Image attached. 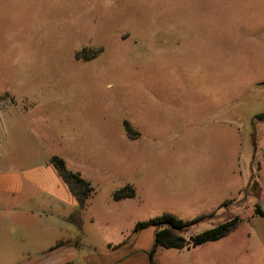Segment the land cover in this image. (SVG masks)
I'll return each mask as SVG.
<instances>
[{
    "label": "rangeland",
    "instance_id": "rangeland-1",
    "mask_svg": "<svg viewBox=\"0 0 264 264\" xmlns=\"http://www.w3.org/2000/svg\"><path fill=\"white\" fill-rule=\"evenodd\" d=\"M4 93L25 150L95 188L90 256L121 255L140 231L149 264L156 217L190 222L191 240L239 215L229 235L156 261L264 264V0H0ZM128 184L136 195L115 200Z\"/></svg>",
    "mask_w": 264,
    "mask_h": 264
},
{
    "label": "crops",
    "instance_id": "crops-1",
    "mask_svg": "<svg viewBox=\"0 0 264 264\" xmlns=\"http://www.w3.org/2000/svg\"><path fill=\"white\" fill-rule=\"evenodd\" d=\"M4 95H0V264H114L121 256L116 264H148L144 254L137 253L140 231L120 246L126 254L114 256L118 249L110 243L111 255L90 256L93 246L83 237L85 206L49 160H36L34 152L25 150L21 114L17 108L10 112ZM30 139L37 143L36 137ZM68 202L76 212L65 210Z\"/></svg>",
    "mask_w": 264,
    "mask_h": 264
},
{
    "label": "trees",
    "instance_id": "trees-1",
    "mask_svg": "<svg viewBox=\"0 0 264 264\" xmlns=\"http://www.w3.org/2000/svg\"><path fill=\"white\" fill-rule=\"evenodd\" d=\"M130 124H127V131L131 132ZM51 162L57 168L60 176L64 182L68 185L69 189L77 197L81 206H85L86 201L92 195L94 187L91 181L85 178L80 172L70 170L65 160L60 156H53ZM136 195L135 188L128 184L114 192V199L121 200L124 198L134 197ZM256 213L264 218V207L257 204ZM205 217V216H203ZM242 221L239 215H236L228 220L218 223L214 227H211L201 233L191 236V240H188L184 232L190 222H186L183 219L177 218L169 213H165L159 217L153 219V222L159 226L155 233L154 246L149 251V264H158L155 259V255L159 248H184L192 246H198L200 244L219 240L229 235ZM149 223H138L135 230H140Z\"/></svg>",
    "mask_w": 264,
    "mask_h": 264
}]
</instances>
